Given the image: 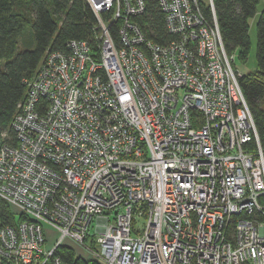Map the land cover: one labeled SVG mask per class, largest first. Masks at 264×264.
<instances>
[{"label":"built area","instance_id":"obj_1","mask_svg":"<svg viewBox=\"0 0 264 264\" xmlns=\"http://www.w3.org/2000/svg\"><path fill=\"white\" fill-rule=\"evenodd\" d=\"M86 1L95 44L46 51L0 128V203L19 217L0 224V264H71L59 249L84 264H264V146L214 0L212 19L201 0H156L166 45L147 36L148 0Z\"/></svg>","mask_w":264,"mask_h":264},{"label":"trees","instance_id":"obj_2","mask_svg":"<svg viewBox=\"0 0 264 264\" xmlns=\"http://www.w3.org/2000/svg\"><path fill=\"white\" fill-rule=\"evenodd\" d=\"M202 11L212 19L210 2L201 0ZM261 0H214V11L229 54H239L244 62L251 51L250 19L258 14ZM147 36L166 45L175 39L168 33L165 15L156 0L147 1ZM257 69L240 78L245 99L252 111L264 146V11L257 20ZM97 18L86 0H0V128L8 129L19 103L25 100L26 81L33 78L46 51L63 50L68 41L94 42ZM30 33L32 45L22 39ZM113 36L118 40L117 28ZM23 45V46H22ZM97 50V48H94ZM5 202L0 203V224H16ZM62 259L84 264L71 250L59 249Z\"/></svg>","mask_w":264,"mask_h":264},{"label":"rangeland","instance_id":"obj_3","mask_svg":"<svg viewBox=\"0 0 264 264\" xmlns=\"http://www.w3.org/2000/svg\"><path fill=\"white\" fill-rule=\"evenodd\" d=\"M258 14L250 19V40L252 43V48L251 51L248 53V57L246 59V61L244 62L243 60H241L240 55L239 54H235L236 55V59L234 62V66L239 69V71L244 74L245 72H253L256 71L258 65H257V59H256V49H257V37H258V32H257V20H258V16L264 11V0H261L260 4L258 5ZM22 43L23 45H32V37L30 33H27L24 38L22 39ZM22 45V46H23ZM17 218H19L17 216ZM48 230V241H49V245H53V243L56 241L55 239L57 237L60 236V233L55 232L54 230L51 229H47ZM67 243H69L70 245L73 246V248L75 250L78 251V253H82L83 250L79 249L78 247L74 246L77 245L76 243L72 242L70 243L69 241H66Z\"/></svg>","mask_w":264,"mask_h":264},{"label":"crops","instance_id":"obj_4","mask_svg":"<svg viewBox=\"0 0 264 264\" xmlns=\"http://www.w3.org/2000/svg\"><path fill=\"white\" fill-rule=\"evenodd\" d=\"M245 74V73H244Z\"/></svg>","mask_w":264,"mask_h":264}]
</instances>
